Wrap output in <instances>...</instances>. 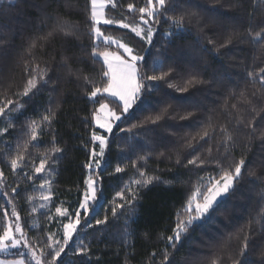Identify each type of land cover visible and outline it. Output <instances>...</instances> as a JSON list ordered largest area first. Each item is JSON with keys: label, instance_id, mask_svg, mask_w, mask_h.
<instances>
[{"label": "trees", "instance_id": "obj_1", "mask_svg": "<svg viewBox=\"0 0 264 264\" xmlns=\"http://www.w3.org/2000/svg\"><path fill=\"white\" fill-rule=\"evenodd\" d=\"M145 2L119 0L116 9L109 6L106 12L120 20L127 17L129 23L137 12H128L127 5L139 8ZM87 8L88 0H0V103L11 99L23 106L18 111L6 109V116L0 117V128L13 124L0 135V171L7 177L9 206L12 210L15 205L29 245L37 256L45 252L44 264L51 261L48 234L57 235L68 220L59 217L56 208H66L74 217L86 191L84 180L91 174L97 180L98 201L92 203L86 219L93 227L74 233L58 264H161L165 248L173 253L172 264H212L213 259L233 264L240 258L246 233L247 254L242 259L246 264H264V228L255 223L264 208L259 195L264 189V139L260 138L264 88L258 78L247 75L264 68V46L252 43L248 36L250 27L253 32L264 27V6H254L253 0H172L160 22L152 23L156 27L151 44L119 25H99L102 33L124 38L136 55L144 57L137 62L143 78L139 99L109 133L93 123L92 112L99 103L86 95L92 84H85L84 76L101 84L104 70L102 59L91 55L94 45ZM181 15L185 16L182 29L166 18ZM61 28L72 34L65 35ZM165 32L172 35L164 36ZM33 41L35 47H31ZM95 47L111 50L100 40ZM34 65L47 67L48 83L41 82L34 94L21 96ZM165 73L162 80L146 79ZM107 102L121 111L118 100L108 98ZM50 107L56 112L51 129L45 127L38 141L29 145L21 168L13 174L10 160L24 150L28 123L39 121ZM249 121L255 132L248 127ZM222 126L234 137L227 153L218 148ZM206 129L209 136L200 139ZM92 132L107 137L101 167L94 171L85 167L95 163L93 150H100L91 139ZM53 135L62 152L48 157L45 171L36 174L34 167L51 151ZM141 156L146 159L139 160ZM194 157L206 163L189 165ZM241 158L245 165L234 189L172 249L166 238L172 235L178 214L187 218L183 209L192 191L207 177L218 178L223 170L234 169ZM132 161L147 177L159 179L146 187L131 185L132 180L141 179ZM117 166L124 171L116 173ZM28 175L35 179L28 180ZM45 178L51 181V201L32 213L36 200L29 202L27 197L36 196ZM129 185L138 192V199L113 217L115 204H124L116 194L124 190L129 198ZM105 216L108 222L96 226L95 220ZM81 240L90 248L88 256L76 254ZM22 253L28 254V249Z\"/></svg>", "mask_w": 264, "mask_h": 264}, {"label": "snow or ice", "instance_id": "obj_2", "mask_svg": "<svg viewBox=\"0 0 264 264\" xmlns=\"http://www.w3.org/2000/svg\"><path fill=\"white\" fill-rule=\"evenodd\" d=\"M119 0H88V20L89 24V32L92 36L93 40V50L92 57L102 58L104 70L101 73V84H97L94 81L90 80L88 76H84L85 84H92V90L90 92H86L87 98L89 100H96L99 103V107L95 108L92 112V120L95 124L102 129H105L108 132H112L113 124L116 121L121 119V116L124 113H127L130 108H132L133 104L139 99L142 85V77L140 76V71L137 66V62L144 59L143 56L134 55L133 49L129 47L126 43L122 42L119 39H116L112 36H106L102 33L99 25H119L120 28L130 29L131 32L135 33L137 37H140L142 40H145L146 43L151 44L153 41V34L155 29L151 26L145 29L141 26L149 25V21L152 23H159V18L161 15L166 13L172 7V0H146L144 6L136 8L132 3L127 5L128 12H138L139 20L141 23H127L125 22L128 18L125 17L124 20L114 19L107 15L106 9L110 6L112 9H116L118 7ZM254 6H264V0H253ZM195 15V14H192ZM171 20L173 24L177 26V28H183V22L185 20V16L181 15L179 17H166ZM61 31L64 32L65 35L72 34L70 31L66 30V28H61ZM51 35V33H50ZM164 36H171V32H165ZM248 36L251 37L252 43H261L264 46V27H260L259 31L253 32L251 27L248 29ZM103 39V43L105 45H115L117 51H109L107 48L104 51H99L98 48L95 47V44L100 39ZM229 39L226 43H230ZM209 43H212L210 40ZM35 41L31 47H35ZM123 49V53H120L118 50ZM126 54V55H125ZM66 59V58H65ZM29 68L25 66V72L28 73ZM31 75L27 79L23 91L19 93V95L27 97L30 93H33V90H38L39 83H48V69L47 67H40L39 65H34L31 68ZM166 73L161 76H147L148 80H162ZM250 79L256 80L258 78L259 84L262 88H264V68H260L258 71H249L247 73ZM171 87V85H169ZM260 89H258L259 91ZM34 94V93H33ZM255 95V93L253 94ZM100 98L97 100V98ZM108 98H115L120 102L122 109L120 114H117L116 110H113L109 107ZM250 103V101H249ZM9 105H15L13 109H9ZM23 106L18 102H15L11 99H8L6 102L0 103V117L6 116V109L9 111H18ZM59 107V104H57ZM235 108L236 106L233 105ZM253 111H255V107L253 106ZM259 115V113H257ZM56 112L53 108H49L47 112L40 118L39 121L33 120L27 125V135L29 139L24 144V150L19 152L14 158L10 160V166L13 174L17 172L19 168H21L23 161L25 160V153L28 150V147L33 142L38 141L40 133L43 132L44 128L47 127L51 129L52 122L55 119ZM159 119V117H157ZM255 119V118H253ZM13 127L12 123H9L7 127L0 128V135L7 132L9 128ZM209 127H212L210 125ZM248 127L252 128V131L255 132V127L253 126L252 121H249ZM220 131L223 133L222 141L218 144V148L222 146L224 148L225 153L230 150V145L234 142V137L232 133L226 128L221 127ZM209 136V131L206 129L201 135L200 139H204ZM261 139H264V133H261ZM91 139L93 142H99V152L97 153L95 150L92 152V157H103L106 147L107 137L98 135L96 132H92ZM251 139V137H249ZM191 146V145H189ZM211 148L208 150L209 155H211ZM62 149L57 147L55 144V136L53 135V145L51 151L43 154L44 158H41L38 166L34 167V172L36 174H41L45 171V167L48 164V157H50L53 153H61ZM144 156L139 157V160H145ZM132 167L136 168L139 172V176L141 179H134L131 181V185H135L137 187H146L153 183L154 180H158V177H147L146 173L138 168L137 161H132ZM179 163V161H177ZM206 163L205 160L200 159L199 157H194L193 159L188 160L189 165H204ZM218 163V162H217ZM245 165V160L241 158L234 166V169H225L223 170V174L220 175L219 179H213L211 177L208 178L206 185L197 186L189 196L186 205L184 206L183 211L187 214V218H182L179 214L177 215V223L175 227L172 229V235H169L167 239V244L171 246L172 249H176L178 245L183 243V237L189 232L190 227L194 228L198 226L197 222L205 220L212 211H215V208L219 206L220 200L219 198L225 196V194L230 193L231 190L234 189L235 182L239 180L242 175V167ZM86 168L91 169L92 163H88L85 165ZM101 167V160H95V168L99 169ZM124 171L121 167L117 166L115 168L116 173H120ZM7 177L5 176L3 171H0V183H3ZM28 180H33L35 177L33 175L27 176ZM203 179V178H201ZM84 184L87 186L86 191L84 192V198L79 204V208L75 212V218L69 215L68 209H61V207L56 208V214L61 217H68L67 223L62 224L63 229V239L61 240L56 236V233L48 234V243L46 247L48 249H52V252L49 253L51 255V261L47 262V264H58V258L61 257V254L65 252L66 246L69 245V242L72 240L74 233L78 232L82 227L92 228L93 225L88 223L87 217L90 215L91 202H95L97 199L96 195V184L97 180L93 179V175H89L85 180ZM129 185L127 186V192L129 193V198H125L124 190L118 192L116 195L120 197L121 200H124V204H115V206L111 209L113 217L119 215L118 209H123L125 205L131 206L133 201L138 199V192L133 190V187ZM47 186V187H46ZM41 189H45L48 194L41 193L40 199L44 202L50 200V187L51 181L48 179H44L43 182L39 185ZM206 187V191L203 190ZM13 192L17 190L15 188L12 189ZM7 195V193H5ZM262 200H264V189H261L259 193ZM202 197V199H201ZM35 197L28 196L27 200L29 202L33 201ZM9 204H12V201L9 200ZM47 206L46 203H41L39 208L43 209ZM37 212L36 207H32V213ZM8 213H4V218L8 220ZM11 216L15 217L16 222L13 227L11 222H8L4 225L2 233H0V253H9L12 249H18L21 246L23 248L28 249V255L31 257L35 264H44L42 261V257L45 256V252L41 250L40 256H37L36 252L29 245L26 234L21 227L20 216L16 211L15 205H13L11 210ZM82 216L84 218V224H81ZM52 217L49 216V220ZM108 222V217L105 216L103 219H96L95 225L100 226L104 225ZM255 223L261 225L264 228V208H261L259 215L255 219ZM252 221H249V228L251 227ZM36 226V225H34ZM125 235L128 234V221H125L124 228ZM18 234V235H17ZM161 239L164 237L161 235ZM23 242V243H22ZM248 235L247 233L244 235L243 244L239 249V256L237 260L233 261V264H246L242 258L247 254L248 247ZM53 245H57V247H53ZM80 247L76 249L77 255L88 256L90 252V248L88 245H85L83 240L80 241ZM18 255L21 258L9 260V259H0V264H26L25 259H23V253H19ZM155 255V253H153ZM173 253L169 252L167 248L164 249L163 260L161 264H172L170 257ZM90 258V257H89ZM212 264H218L217 259L212 260Z\"/></svg>", "mask_w": 264, "mask_h": 264}, {"label": "rangeland", "instance_id": "obj_3", "mask_svg": "<svg viewBox=\"0 0 264 264\" xmlns=\"http://www.w3.org/2000/svg\"><path fill=\"white\" fill-rule=\"evenodd\" d=\"M139 13L137 12L136 14H134V17H133V21L132 22H129L130 24H133V23H141L140 22V20H139ZM114 19H121V18H119V17H117V18H115V17H113ZM127 21V20H126ZM141 26L142 27H144L145 29H147V27H149V26H151V27H153L154 29H155V25H153L152 24V21H149V25H143V24H141ZM130 30V29H129ZM133 33V32H132ZM155 33V32H154ZM104 35H106L105 33H103ZM135 34V33H134ZM154 35V34H153ZM106 36H112V37H114V38H116V39H119V40H121L122 42H124V43H126L129 47H131L127 42H126V40L124 39V38H118V37H115V36H113V35H106ZM140 38V37H139ZM100 41L101 42H103V39L101 38L100 39ZM145 41V40H144ZM146 42V41H145ZM148 44V43H147ZM110 46V48H111V50H109V51H117V49H116V46L115 45H109ZM132 48V47H131ZM133 49V48H132ZM120 53H123V49H119L118 50ZM133 54L134 55H136V53L134 52V50H133ZM126 55V54H125ZM102 59V58H101ZM102 61H103V59H102ZM113 99H115V98H113ZM115 101H116V99H115ZM109 103V107L110 108H112L111 107V103L110 102H108ZM99 107V106H98ZM97 107V108H98ZM113 109V108H112ZM113 110H115V109H113ZM117 111V110H116ZM117 114H120V112H118L117 111ZM122 117V116H121ZM117 122V121H116ZM115 122V123H116ZM93 123L95 124V122L93 121ZM115 123L113 124V127H114V125H115ZM95 126L96 127H98L96 124H95ZM99 128V127H98ZM100 129H102V128H100ZM102 130H104V131H106L105 129H102ZM107 133H109L108 131H106ZM98 144H99V142L98 141H96ZM107 142V141H106ZM106 148V147H105ZM99 152V151H98ZM97 152V153H98ZM96 159H100L101 160V158L99 157V156H97L96 158H95V160ZM92 169H96L95 168V163H93V165H92V168H91V170ZM92 171H94V170H92ZM208 178L209 177H207L206 179H205V182L203 183V185H206L207 184V181H208ZM211 178H213V179H219V177L218 178H214V177H211ZM42 182H43V180H42ZM41 182V183H42ZM40 183V184H41ZM39 184V185H40ZM5 186H7V182H6V180H4L3 181V183H0V233H2V231H3V228H4V225L6 224V223H8V222H11L12 224H13V227H14V225H15V222H16V219H15V217H12L11 216V208H10V204L8 203L9 202V200H8V198L6 197V195H5V193H7V191H6V188H5ZM1 187H2V189H1ZM47 187V186H46ZM203 190H205L206 191V187L203 189ZM38 193L36 194V196H35V200H36V203H35V206H36V208H39V205L41 204V203H46L47 205H49V203H50V201H51V189H50V200L49 201H47V202H44V201H42L39 197H40V195H41V193L42 192H44V194H48V192L45 190V189H41L39 186H38ZM97 195V194H96ZM226 195V194H225ZM224 197V196H223ZM84 198V197H83ZM222 198V197H221ZM221 198H219V200L221 199ZM201 199H202V197H201ZM96 201H98L97 199L95 200V202ZM90 204H91V208H90V211L92 210V203L93 202H89ZM4 205H7V208L4 206ZM47 207V206H46ZM45 207V208H46ZM63 210V209H62ZM5 212H7L9 215H8V220L6 221L5 220V218H4V213ZM59 217H61V216H59ZM65 218H67L68 219V217H65ZM73 218H75V216L73 217ZM68 221V220H67ZM19 223H20V221H19ZM67 223V222H66ZM34 227V226H33ZM18 235V234H17ZM60 240H61V242H62V239H63V229H62V226L59 228V231H58V233H57V235H56ZM23 243V242H22ZM53 247H57V245H53ZM24 248L21 246L20 248H18V249H12L9 253H0V259H9V260H14V259H18V258H21V256L20 255H18L19 253H22V250H23ZM23 259H25V261H26V264H35V262H32V261H30L31 260V257L28 255V254H25V255H23V257H22Z\"/></svg>", "mask_w": 264, "mask_h": 264}]
</instances>
